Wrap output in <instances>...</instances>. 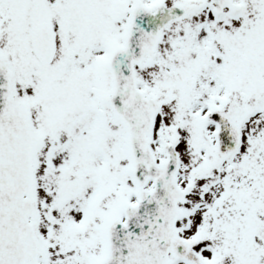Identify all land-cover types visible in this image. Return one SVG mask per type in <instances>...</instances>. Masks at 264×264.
I'll list each match as a JSON object with an SVG mask.
<instances>
[{
	"label": "snow or ice",
	"instance_id": "1",
	"mask_svg": "<svg viewBox=\"0 0 264 264\" xmlns=\"http://www.w3.org/2000/svg\"><path fill=\"white\" fill-rule=\"evenodd\" d=\"M0 264H264V0H0Z\"/></svg>",
	"mask_w": 264,
	"mask_h": 264
}]
</instances>
